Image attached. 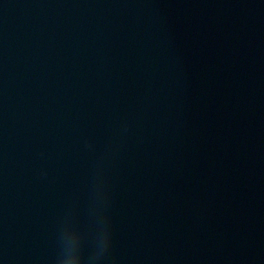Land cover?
<instances>
[{"label": "water", "instance_id": "95a60500", "mask_svg": "<svg viewBox=\"0 0 264 264\" xmlns=\"http://www.w3.org/2000/svg\"><path fill=\"white\" fill-rule=\"evenodd\" d=\"M0 264H264V0H0Z\"/></svg>", "mask_w": 264, "mask_h": 264}]
</instances>
